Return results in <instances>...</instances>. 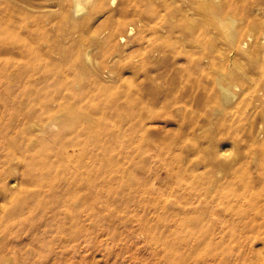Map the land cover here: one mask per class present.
Instances as JSON below:
<instances>
[{
  "label": "rangeland",
  "instance_id": "obj_1",
  "mask_svg": "<svg viewBox=\"0 0 264 264\" xmlns=\"http://www.w3.org/2000/svg\"><path fill=\"white\" fill-rule=\"evenodd\" d=\"M101 1L0 0V264H264V0Z\"/></svg>",
  "mask_w": 264,
  "mask_h": 264
},
{
  "label": "bare ground",
  "instance_id": "obj_2",
  "mask_svg": "<svg viewBox=\"0 0 264 264\" xmlns=\"http://www.w3.org/2000/svg\"><path fill=\"white\" fill-rule=\"evenodd\" d=\"M73 4H74V8H73V12H80L82 10L85 9V0H70ZM103 1L105 0H102L100 3H99V6L103 4ZM109 3L112 2L115 3L116 1L118 2V0H108ZM128 0H120V2H127ZM114 5V4H113ZM66 18L67 19H74L73 15H66ZM18 67H20V65L18 64ZM45 104L46 106H44L45 108L46 107H49V104L45 101ZM51 125H54L53 122L49 123V126ZM57 176V175H56ZM32 178H34L36 180V182L39 184V190H45L49 195H54L52 196V199H51V202L50 201H46V202H43L41 203L40 206H45L47 207L49 204L53 205V208H58L59 207V204L60 202L62 201V196L60 194V196L58 195L57 196V191H58V187H59V180L57 179V177H51V178H48V177H43L42 175H32ZM47 189V190H46ZM62 203V202H61ZM38 204H39V201H38ZM37 204V205H38ZM36 205V207H37ZM175 264H181V263H175Z\"/></svg>",
  "mask_w": 264,
  "mask_h": 264
}]
</instances>
